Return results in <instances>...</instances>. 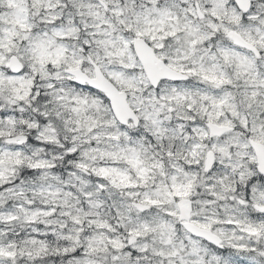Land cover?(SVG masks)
<instances>
[{
    "label": "snow or ice",
    "instance_id": "1",
    "mask_svg": "<svg viewBox=\"0 0 264 264\" xmlns=\"http://www.w3.org/2000/svg\"><path fill=\"white\" fill-rule=\"evenodd\" d=\"M0 264H264V0H0Z\"/></svg>",
    "mask_w": 264,
    "mask_h": 264
}]
</instances>
